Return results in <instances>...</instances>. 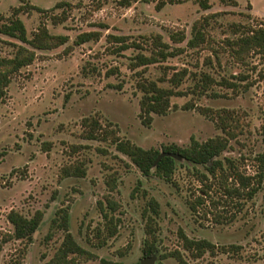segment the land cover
<instances>
[{
	"label": "rangeland",
	"instance_id": "374dc122",
	"mask_svg": "<svg viewBox=\"0 0 264 264\" xmlns=\"http://www.w3.org/2000/svg\"><path fill=\"white\" fill-rule=\"evenodd\" d=\"M237 1L210 0L208 9L195 0L168 2L158 9L159 0L130 6L120 0H0V24L29 3L39 8H24L19 16L30 36L43 23L52 33L70 36L60 47L37 50L38 57L13 77L0 104V238L14 230L8 219L12 209L28 216L44 211L34 239H10L0 264L51 259L65 236L52 224L62 208L70 211L76 239L96 255L79 264H101V258L142 262L149 223L160 253L167 255L155 264H181L173 255L178 252L188 264H264V177L261 189L248 198L243 188L236 191L240 184L232 176L235 170L252 176L255 186L260 179L264 58L252 55L241 64L224 48L225 39L234 36L231 23L250 21L248 13L264 18V0ZM211 14L203 24L205 41L189 46L195 21ZM91 30L101 31V38L75 43L79 33ZM182 32L187 39L174 40ZM111 33L128 35L132 46L108 40ZM157 33L174 54L137 66L135 55H150ZM13 43L21 42L0 33V55L12 56ZM207 74L212 81H204ZM148 81L185 93L171 98L166 115L153 114L150 125L140 117V84ZM220 117L228 118L236 135L223 132ZM92 131L96 138H89ZM219 135L230 139L220 156L224 167L211 174L182 159L172 182L156 172L143 175L114 142L129 139L150 148ZM69 165L84 167L86 175L64 177ZM152 198L160 204L158 213L149 207ZM182 233L209 239L217 249L195 256L184 248Z\"/></svg>",
	"mask_w": 264,
	"mask_h": 264
},
{
	"label": "trees",
	"instance_id": "16d2710c",
	"mask_svg": "<svg viewBox=\"0 0 264 264\" xmlns=\"http://www.w3.org/2000/svg\"><path fill=\"white\" fill-rule=\"evenodd\" d=\"M134 1L139 0H120V4L124 6H130ZM188 0H159L157 8H162L165 4L184 2ZM200 4L203 9L211 7L210 0H195ZM224 3L231 5H238L237 0H222ZM102 3V1H101ZM66 4V3H59ZM25 6V7H24ZM39 8L35 5L26 3L16 7L13 14L0 24V33L14 37L21 43H13L15 45V52L12 56L0 55V104L4 100L8 87L13 80V77L23 68L34 62L39 53L37 50H50L65 44L70 36L67 34L59 33L55 34L50 31L46 24H41L39 28L29 35L27 26L24 20L19 16V13L24 8ZM215 14L205 15L202 19L195 21L192 31L193 35L188 39L189 46H198L205 41V34L203 30V24L209 22L210 17ZM248 18H252L248 22H233L230 24V28L234 36L225 39L227 50L230 52L234 60L241 64H248L249 58L252 55H258L264 58V18L254 17L251 13L247 14ZM62 20V19H60ZM102 36V32L99 30H91L79 33L75 41L76 44H83L91 40H99ZM178 39L174 37V40L184 41L187 39L185 32L176 35ZM108 40L123 44L121 48H129L132 45L127 43L128 35L108 34ZM155 49H153L150 55L143 52H139L135 55V63L139 65H148L167 59L170 55L174 54L169 50L170 44L164 41L163 36L157 33L153 37ZM127 43V44H126ZM134 44V43H133ZM135 45V44H134ZM137 45V44H136ZM139 46V44H138ZM178 79L182 81L183 75L177 74ZM240 80L247 79V75L237 76ZM177 79V80H178ZM226 84H230L232 87H239L240 83L230 81L229 79H223ZM204 81H212V77L207 74ZM180 82L177 81V84ZM249 85H247L248 87ZM142 96L140 99V117L144 124L150 125L153 120V114L166 115L172 108L171 98L185 94L184 91L178 90L173 87L160 86L156 81H148L147 83H141ZM220 116V115H219ZM229 119L234 120L232 114H227ZM227 117H220V128L223 132L229 135H236L233 124ZM235 121V120H234ZM93 124L101 126L99 121L95 120ZM238 126V125H237ZM236 126V127H237ZM89 138H96L92 131ZM117 149L128 155L131 160L141 170L145 176H150L154 172L165 180L172 182L175 171L177 169L179 160H186L194 165H203L206 170L211 174H215L218 169L224 167V162L220 158L223 152L228 148L230 139L226 136L210 137L204 141H201L193 137L189 144L181 145L177 142L164 143L161 147L145 148L141 145L129 139L116 138L114 140ZM262 169L259 173L258 184H252V176H246L235 170L232 175L238 182L239 188L236 191H240L241 188L246 190L248 198H253L255 194L261 189L262 181L264 177V155L262 156ZM228 160V159H226ZM64 177L70 176H85L86 170L81 166H66L62 170ZM206 176V173H203ZM228 190V189H227ZM233 192L232 190H228ZM159 202L152 198L149 202V207L156 213L159 211ZM56 217L52 219V224L57 225L65 232L64 239L61 245L56 250L54 256L49 259L45 264H79L80 259H91L96 255L85 248L76 239L73 232L70 230V211L67 208H62L56 212ZM8 219L12 223L14 230L11 234L5 235L0 238V253L4 248V245L12 238L16 239H28L33 240L36 233L41 229L44 223V211L37 210L32 216L23 214L22 212L12 209L8 213ZM148 233L150 234L144 241L143 254L145 257L157 255L160 260H163L167 255L161 254L160 249L156 244V237L151 230V223H149ZM116 225L113 228L112 233L116 232ZM183 246L191 253H196L195 256H201L205 252H215L217 245L206 238H191L186 233H182ZM180 261L181 264H188L183 258L180 252L173 254ZM101 264H126L120 260H111L101 258ZM136 264H141L137 262ZM158 264H164L163 261H159Z\"/></svg>",
	"mask_w": 264,
	"mask_h": 264
},
{
	"label": "water",
	"instance_id": "95a60500",
	"mask_svg": "<svg viewBox=\"0 0 264 264\" xmlns=\"http://www.w3.org/2000/svg\"><path fill=\"white\" fill-rule=\"evenodd\" d=\"M158 256L157 255H152V256H148L145 257L141 264H155V261L157 260Z\"/></svg>",
	"mask_w": 264,
	"mask_h": 264
}]
</instances>
